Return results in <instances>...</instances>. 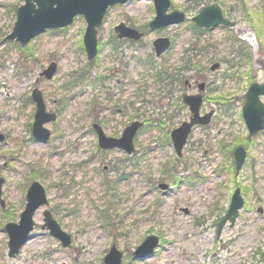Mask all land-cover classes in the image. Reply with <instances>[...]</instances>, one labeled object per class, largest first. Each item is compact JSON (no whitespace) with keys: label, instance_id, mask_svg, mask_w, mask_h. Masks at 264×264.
Returning a JSON list of instances; mask_svg holds the SVG:
<instances>
[{"label":"rangeland","instance_id":"obj_1","mask_svg":"<svg viewBox=\"0 0 264 264\" xmlns=\"http://www.w3.org/2000/svg\"><path fill=\"white\" fill-rule=\"evenodd\" d=\"M24 1L0 0V264H104L112 245L123 252L122 264H264V130L249 139L242 117L249 86L264 82V0H219L236 25L199 35L192 30V18L211 0H200L197 7L195 0H172L169 11L182 10L187 19L154 30L149 27L155 16L153 0L116 4L98 27V54L90 61L82 15L65 28L43 31L25 46L6 40ZM120 22L145 36L118 40L114 27ZM249 30L251 41L246 38ZM232 36L238 41H231ZM158 37L172 40L160 57L153 48ZM247 50L252 62L244 55ZM184 58L192 59L190 69H183ZM53 61L57 72L47 79L41 71ZM216 62L221 66L211 71ZM160 68L180 70L182 80L205 79L216 87L206 93L200 110L201 115L214 112L211 123L193 127L181 155L165 138L189 120L188 106L176 103L196 89L158 82L155 72ZM83 70V81L74 84ZM35 87L43 94L46 111L57 114L44 125L51 132L47 142L32 137L36 106L30 96ZM134 119L150 121L135 139L134 154L141 158L136 168L131 160L121 162L125 154L120 150L101 151L92 130L97 122L107 135L120 136ZM237 145L247 149L238 171L233 157ZM165 161L173 178L162 171ZM117 163L120 172L133 174L105 191L102 169L112 179L122 178L111 169ZM34 180L46 188L48 208L57 210L54 217L73 243L63 248L41 228L42 207L34 216L32 238L11 258L4 226L18 222ZM236 188L241 189L243 207L235 223H227L218 234ZM104 210L115 226L105 227ZM152 234L160 238L158 248L145 259L134 258L132 251Z\"/></svg>","mask_w":264,"mask_h":264},{"label":"water","instance_id":"obj_2","mask_svg":"<svg viewBox=\"0 0 264 264\" xmlns=\"http://www.w3.org/2000/svg\"><path fill=\"white\" fill-rule=\"evenodd\" d=\"M36 5H35V3ZM128 0H26L25 4L18 8L17 21L13 31L6 37L8 40L16 39L21 44H27L38 33L47 28L64 27L71 24L75 16L82 14L87 21V29L84 35L85 48L89 59H93L97 52V27L102 23L107 9L117 3H125ZM155 3L156 16L150 22L151 29L177 24L185 19V13L174 10L167 13L170 0H153ZM194 21L200 26H216L220 23L230 24L222 13L220 6L210 5L203 8L195 17ZM120 38L130 37L139 39L142 33L136 29L128 27L125 23H120L115 27ZM170 39L160 37L154 41V47L157 56H160L169 46ZM219 67V63L213 64L210 69L214 71ZM57 71V64L52 62L47 69L41 74L47 78H52ZM203 89V86H200ZM264 95V83H253L247 93V101L243 107V117L247 124L250 137L264 128V103L260 96ZM32 98L36 103L35 120L33 123V136L39 141H47L50 137V131L44 127V123L56 119L55 113L46 111V105L42 93L39 89L33 90ZM185 102L190 106L192 112L190 122H184L180 127L174 129L171 137L174 141L175 148L179 154L187 141L191 128L196 123L206 124L210 122L212 112L200 116V106L202 95H185ZM144 122L135 120L129 124L122 132L120 137L107 136L99 124H94L93 128L97 132L99 145L104 149L120 148L131 154L135 151L134 137ZM3 140V136H0ZM236 167L239 170L245 162L246 151L239 146L234 151ZM3 178L0 176V201L1 187ZM28 203L21 214L19 223H7L5 230L9 234V252L10 257H14L20 248L29 239V233L34 228L33 215L35 210L41 205H47L46 191L39 182H33L27 193ZM243 206V198L240 190L237 189L231 199V204L226 216L219 224L218 233L223 226L230 220L234 224L239 215V209ZM43 228H48L50 234L61 240L64 247L70 246L71 236L62 230L57 221L53 218L49 210L44 211ZM159 243V238L155 235L147 237L141 245L133 252L136 258H145L153 253ZM123 253L112 246L110 252L105 256V264H121Z\"/></svg>","mask_w":264,"mask_h":264},{"label":"trees","instance_id":"obj_3","mask_svg":"<svg viewBox=\"0 0 264 264\" xmlns=\"http://www.w3.org/2000/svg\"><path fill=\"white\" fill-rule=\"evenodd\" d=\"M198 4H199V1H196L195 2V4H194V6H198ZM193 29H196L194 26H193ZM248 55L250 56L251 55V52H248ZM191 61H192V59H184V65H183V68L184 69H190L191 68V66L193 65L192 63H191ZM85 73H86V71L85 70H83L80 74H78V75H76V80H74V84L75 83H77V82H82L83 81V79H84V76H85ZM155 74H156V79H157V81L158 82H163V81H166V80H168L170 83H172V82H174V81H179V82H182L183 83V80H182V75H180V70L178 71V72H176V73H173V72H170L169 70H167V68H164V69H159V70H157L156 72H155ZM178 103L180 104V106H181V104L184 106V104H183V102H182V99H181V97H180V99H178ZM174 113H176V112H174ZM173 118H174V116H173ZM147 126H150V121H147ZM146 126V127H147ZM145 127V128H146ZM161 129V128H160ZM166 139V141H170L169 140V136H168V134H167V138H165ZM222 152L223 153H225L224 152V150H222ZM138 161H139V159H137V158H134V164L135 165H137L138 164ZM113 168L115 169V170H117V171H119V166L118 165H114L113 166ZM170 164H164V170H163V172L166 174V175H170ZM119 177H125L126 176V174H125V172H120L119 171ZM119 179H121V178H114V179H108V178H105V188H106V191H107V189H109V188H116V185H117V181L119 180ZM61 187V186H60ZM59 187V188H60ZM110 204H111V200H109L108 202H107V206L109 207L110 206ZM107 209H109V208H107ZM102 215L105 217V219H106V221H107V223H106V228H110V226L111 227H113V226H115V222L113 221V219L111 218V214L109 215L108 213H107V211L106 210H104V211H102Z\"/></svg>","mask_w":264,"mask_h":264},{"label":"flooded vegetation","instance_id":"obj_4","mask_svg":"<svg viewBox=\"0 0 264 264\" xmlns=\"http://www.w3.org/2000/svg\"><path fill=\"white\" fill-rule=\"evenodd\" d=\"M211 4H219V0H211ZM224 14V12H223ZM225 16V14H224ZM225 19L227 21H229L230 24H218L216 26H213V27H199L198 29V35L201 34V33H205V32H208L209 30H212L213 28H219V27H229V28H232L236 25V22H234L233 20L229 19L227 16H225ZM145 33V32H143ZM195 33V32H194ZM231 41H236L235 38L233 37H230ZM225 62H228L227 59H224ZM221 66V62H219V67ZM239 81V80H238ZM203 86V89L202 91H200V86ZM183 86H184V91L186 90H194L196 89L195 91H192L191 94H194V93H197V92H201L202 93V97H203V102L204 100L207 98V94L208 91H213L214 89H216V87H213L211 88V84L208 82V81H205V79H193V78H190V79H186V80H183ZM216 99H219V97H215L214 100ZM203 104V103H202Z\"/></svg>","mask_w":264,"mask_h":264},{"label":"bare ground","instance_id":"obj_5","mask_svg":"<svg viewBox=\"0 0 264 264\" xmlns=\"http://www.w3.org/2000/svg\"><path fill=\"white\" fill-rule=\"evenodd\" d=\"M252 37H253V33L249 30L248 31V33H247V39L249 40V41H251L252 40Z\"/></svg>","mask_w":264,"mask_h":264}]
</instances>
